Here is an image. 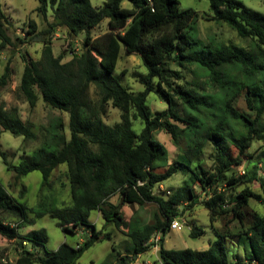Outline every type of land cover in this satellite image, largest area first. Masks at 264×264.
<instances>
[{"label":"trees","instance_id":"trees-1","mask_svg":"<svg viewBox=\"0 0 264 264\" xmlns=\"http://www.w3.org/2000/svg\"><path fill=\"white\" fill-rule=\"evenodd\" d=\"M123 1L105 0L97 8L91 0H39L37 11L44 17L45 27L38 30L37 21L30 19L28 37L17 36L20 43H44L39 59L27 51L22 53L25 67L18 86L20 96L32 107L42 98L52 108L68 112L69 133L61 120L56 121L33 156L19 164L9 160L1 143L0 153L7 168L14 171L15 183L39 170L43 184H49L53 170L66 163L72 204L40 203L39 210H34L0 182V234L19 243L13 264H77L93 244L111 238L110 232L90 224L94 210L100 212L105 225L115 224L133 241V252L120 254L114 264H132L151 249L149 240L158 232L162 233L159 257L163 264H264V213L253 210L247 222L246 210L252 199L264 204L261 161H252L244 175L237 170L253 142L264 141V13L241 0H209L210 18L228 23L250 41L247 46L234 42L216 46L208 41L203 49L190 34L197 15L194 9H180L179 0H128V7ZM49 7L53 20L48 19ZM104 19H108V30L93 36L91 31ZM60 28L71 38L85 33L82 50L67 61L63 54L56 55L52 46L51 36ZM9 30L10 16L0 3V51L14 43ZM122 46L125 54L138 55L147 69L146 73H134L145 87L142 91H133L116 74ZM187 69L196 76L191 81L186 80ZM11 76L8 62L0 76V89L8 85ZM206 84L216 88L218 95L210 93ZM92 85L97 99L91 96ZM152 92L168 106L155 114L147 103ZM110 103L121 112L113 125L104 119ZM138 118L144 123L141 132L133 128V119ZM34 126L23 121L16 109H5L0 103V134L10 131L24 135L25 141L35 140ZM159 130L169 133L174 145L183 150L173 160L156 137ZM208 146H212L210 167L204 159ZM179 171L189 175L188 181L168 195L156 192L157 186ZM254 181L260 184L259 190L253 189ZM26 191L23 185L21 195ZM203 194L205 198H201ZM151 202L158 205L153 222L135 227L126 220V203ZM198 203L208 209L212 222L229 214L241 220L239 233L247 236L250 246L246 262L230 260L226 232L217 231L218 237L210 240L206 249L165 246L173 220L192 213ZM31 212L36 217L49 214L57 218L64 232H85L83 241L77 245L63 242L56 250L41 253L38 247L49 240L47 230L21 232L33 221ZM204 233L195 222L191 225V237ZM2 258L0 253V264H6Z\"/></svg>","mask_w":264,"mask_h":264},{"label":"rangeland","instance_id":"rangeland-1","mask_svg":"<svg viewBox=\"0 0 264 264\" xmlns=\"http://www.w3.org/2000/svg\"><path fill=\"white\" fill-rule=\"evenodd\" d=\"M250 8L264 13V0H241ZM92 4L100 8L104 5L105 0H91ZM3 8L10 16V35L14 43L6 45L0 51V76L4 72L7 63H10L12 68V76L8 85L0 89V103L5 109H16V112L23 121H30L34 123V131L37 134L35 140L25 141L24 135H14L10 131H2L0 134V143L2 149L9 153L8 158L14 164H19L22 160L28 159L33 156L36 148L40 146L46 137L47 131L51 130L52 125L61 120L66 127L67 134L69 125V113L59 109L52 108L47 105L42 98L38 101L36 106L32 107L18 92V86L25 67V62L22 53L28 52L30 56L35 59L41 57L42 48L44 43L38 40L27 41L20 43L17 36L28 37L26 34L27 21L34 19L38 23V30L45 27L46 21L44 17L38 13L37 7L39 0H0ZM123 5L130 6V1H123ZM180 9H194L197 15L195 21L190 28V34L199 41V48L207 49L205 45L208 41H212L214 45H221L223 42H234L239 45L247 46L249 39L239 36L237 31L233 29L228 23L218 21L210 18L213 15L211 4L209 0H179ZM48 19L53 20V12L49 7ZM108 19H104L96 28L91 31L93 36H98L108 30ZM85 33H80L77 37L71 38L66 30L63 28L58 29L52 36V46L56 55L63 54L64 60H70L74 53L82 50ZM28 40V38H27ZM177 67L176 64H173ZM194 66L191 67L193 69ZM147 72L146 67L143 65L141 58L138 55H130L124 53V46H122L121 57L118 61L116 74L121 78L123 84L131 88L133 91L138 92L144 90V85L140 83L134 76L135 72ZM186 80H192L196 76L189 69L185 70ZM202 82L205 78L201 79ZM206 89L215 95H218V90L212 88L211 84H206ZM218 92V93H216ZM91 96L94 99L98 98L95 91V86L91 87ZM152 113L166 109L167 102L163 100L157 93H150L147 99ZM240 107L244 108L242 101L239 102ZM120 110L110 103L108 113L104 116L107 124L113 125L120 120ZM184 126L183 123L174 122ZM232 125L237 126L239 132L245 133V129L241 125L232 121ZM262 126L264 122H261ZM144 123L140 118L133 119V128L137 132H141ZM159 138L167 147L169 151V160H173L183 151L181 147L174 145L172 137L164 130H159L156 133ZM186 142L182 141V147ZM234 154H238L237 149H233ZM249 156L245 157L244 163L237 168L238 173L244 175L243 170L248 169L252 161H261L260 173L264 172V141L255 140L251 148H249ZM212 153V146H208L204 155L205 166L210 167L212 160L210 154ZM67 164L63 163L56 167L49 179V184H43V175L39 170L29 172L22 176L21 181L15 183V173L9 170L3 161L0 153V182L9 190V192L16 197L20 202H26L34 210H39L40 203L46 205H53L63 207L72 204V191L71 185L66 177L65 171ZM164 168H160L163 170ZM189 175L184 171L175 173L170 178L166 179L162 186L155 188L156 192L168 195L175 191L184 182L188 181ZM26 185L27 191L24 196L21 195V188ZM253 189L259 190L260 184L254 181L252 184ZM161 187V188H160ZM206 195H201L205 198ZM114 201L118 198L115 196ZM158 210V205L154 202L146 203L145 205L126 203L123 208V213L126 220L135 227H142L144 224L153 222V214ZM247 222L251 218V212L258 210L264 213V204L256 200H251L246 207ZM33 221L21 229L22 233H26L32 229L45 228L49 235V240L45 246H39L38 250L41 253L56 250L63 242H68L77 245L83 241L85 232L73 234L64 232L58 225V219L46 214L43 217H36L34 212L30 213ZM183 219L182 226L178 229H171L165 237V246L167 248H193V249H206L209 246L210 240L218 237L217 231L227 233V247L229 251V258L232 262L236 259L246 260L250 250L249 241L245 234L239 233L242 227V222L238 218H234L231 214L220 216L216 222L210 219V213L207 208L198 203L195 205L194 210L190 214H185L181 217ZM90 224L96 226L98 230L110 232L111 238H105L93 244L88 248L77 264H114L120 254H130L134 250L133 241L130 236L119 230L115 224L110 223L105 225V219L102 217L98 210L91 212L89 218ZM201 226L205 233L200 237H191V225L193 223ZM104 226V227H103ZM18 240H10L0 234V253L3 255L5 262L13 264L16 260L18 250ZM31 248V245H28ZM155 250H149L143 254L139 260H150L154 264H162L160 257L158 258ZM138 258V257H137ZM39 264V263H35Z\"/></svg>","mask_w":264,"mask_h":264},{"label":"built area","instance_id":"built-area-1","mask_svg":"<svg viewBox=\"0 0 264 264\" xmlns=\"http://www.w3.org/2000/svg\"><path fill=\"white\" fill-rule=\"evenodd\" d=\"M243 173H245V170L242 171ZM182 221L183 219L181 217H177L173 220L172 224H171V229H178L180 226H182ZM161 237H162V233L161 232H158L156 233L155 235H153L151 237V239L149 240V243L152 245L151 249L150 250H155V252L158 254L159 253V250H160V241H161ZM0 250H1V247H0ZM148 252V251H147ZM145 252V253H147ZM145 253H142L138 256V258H136V260L132 263V264H154V263H151L150 260H139L140 257L145 254ZM158 258H159V255H157ZM2 260L4 261V259L2 258ZM160 261V259L158 260ZM162 263V261H160ZM163 264V263H162Z\"/></svg>","mask_w":264,"mask_h":264},{"label":"crops","instance_id":"crops-1","mask_svg":"<svg viewBox=\"0 0 264 264\" xmlns=\"http://www.w3.org/2000/svg\"><path fill=\"white\" fill-rule=\"evenodd\" d=\"M80 233H82V232H80ZM83 234H84V232H83Z\"/></svg>","mask_w":264,"mask_h":264},{"label":"bare ground","instance_id":"bare-ground-1","mask_svg":"<svg viewBox=\"0 0 264 264\" xmlns=\"http://www.w3.org/2000/svg\"><path fill=\"white\" fill-rule=\"evenodd\" d=\"M106 223V222H105ZM104 227V226H103ZM7 264V263H6Z\"/></svg>","mask_w":264,"mask_h":264},{"label":"water","instance_id":"water-1","mask_svg":"<svg viewBox=\"0 0 264 264\" xmlns=\"http://www.w3.org/2000/svg\"><path fill=\"white\" fill-rule=\"evenodd\" d=\"M121 201H123V199Z\"/></svg>","mask_w":264,"mask_h":264}]
</instances>
